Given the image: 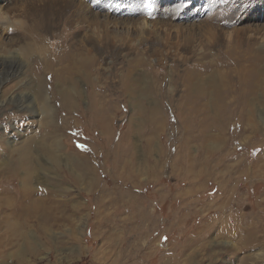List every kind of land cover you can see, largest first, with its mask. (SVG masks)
<instances>
[{"label":"rangeland","instance_id":"374dc122","mask_svg":"<svg viewBox=\"0 0 264 264\" xmlns=\"http://www.w3.org/2000/svg\"><path fill=\"white\" fill-rule=\"evenodd\" d=\"M49 1L0 0L12 29L38 39L0 31V53L32 58L0 76V202L31 141L29 190L51 209L30 229L37 248L0 246V264H263L264 243L241 234L211 229L185 249L208 217L264 241V0ZM70 55L71 83L50 92Z\"/></svg>","mask_w":264,"mask_h":264},{"label":"bare ground","instance_id":"6f19581e","mask_svg":"<svg viewBox=\"0 0 264 264\" xmlns=\"http://www.w3.org/2000/svg\"><path fill=\"white\" fill-rule=\"evenodd\" d=\"M49 3L50 4H48V5H50L51 7H55V4L61 5L60 2H57V0H50ZM64 4H63V6L66 5V4L65 5ZM63 8H65V7H63ZM43 9H40L38 12L41 13V11H43ZM50 9L51 8H46L45 9L46 11L45 12L43 11L44 14L46 15V14L52 13L53 10H50ZM35 14H37V13L35 12ZM12 24H11V22L8 21V19L6 17H2V14L0 12V31H3L4 35H6V34L10 35L12 33H16V34L19 33L21 35L26 36V38L29 39L31 42L33 41V39L38 40L37 34H34L32 29H29L28 27H24V26L18 27L17 29H12V26H13ZM144 24H145V22H144ZM146 28H148V26H146ZM15 30H17V31L15 32ZM43 31H45V30H43ZM17 41H19V40H17ZM30 50H31V48L27 46L26 49H22L21 51L16 52V53L11 52L10 50H4L2 53H0V76L7 78L10 76L18 75V72L20 71V69H22L21 66L24 64V59H27V58L30 59V57H31L30 56L31 55ZM43 51H45V50L43 49ZM35 52H36V50H35ZM37 54H39V53H37ZM41 54H43V53H41ZM47 55H49V52L47 53ZM43 56H44V54H43ZM74 57H75L74 55L68 56L70 64H68L66 67L61 69L62 71L57 70V74L55 75V79H54V84H53V87L51 88L50 92H57L58 90H56V88H58V87L62 88L65 85L68 86L69 82L71 83L70 73L73 70V67H71V66H74L75 61L76 62L78 61V58L77 57L74 58ZM39 61L44 63L46 65V67H48V69H51V66H53L55 64V61H51V60H49V58H45L43 61L42 60H39ZM79 62H81V61H78L77 63H79ZM29 63H31V62H29ZM40 65H41V63H40ZM32 71L34 73H36V83H34V85H32V87H31V84H32L31 82L24 84V85H22V88L24 90H26V89H29L31 87V93L34 92V94L37 95L38 101L42 102V105L44 104L45 108H47V104H46L47 99H46L45 94H44V88L46 86H45V83H44V80L42 77V71L39 68H37V65H35L33 67ZM61 72H62V74H61ZM64 74H67L68 77L64 76ZM49 90H50V88H49ZM60 102L62 105H67V108H70V106L74 105L72 95H70V93H68L66 91H63V94L61 95ZM51 122H52V120H51ZM54 132H57V131H54ZM32 147H33V143L31 141H28L20 149V156L23 159V165L25 166L24 168H22L25 171V173H24L25 176L23 178H20L18 190L17 191L5 190L6 193H10V192L14 193L13 197L12 198L10 197L7 199L4 198L3 204L0 202L3 205L2 211L4 212L3 218L0 217V233H1L0 246L3 247L4 249L5 248L13 249L14 247H16L17 248L16 251H18L22 256L25 255L26 252L33 251L38 246L35 242L28 240V238L30 236V229L33 226H36L37 231H44V227H45L44 224L51 214V209L46 204L45 199H41V198L40 199L39 198L34 199V198H32L34 191L29 190L28 185H29V181L31 178V174L28 173V168H30V166H29V163L31 161L30 151H31ZM20 172H21V170L19 169V173ZM82 180H86L85 170L82 171ZM15 193H17V194L15 195ZM186 206L189 208L190 212L192 211L191 208H193V206H195V210L197 209L196 210L197 212H200L201 210H203L207 207V205L206 206H204L202 204L199 205L196 202L188 203ZM208 208H210V207H208ZM189 218H191V215H189ZM209 218L210 217H208V219ZM208 219H206L204 222L200 221V223L196 225L194 231L192 232V236L194 237V240L193 241L191 240L186 245L185 251L189 248V246H191V244H195V243L199 242L201 239H203L205 236H207L209 234V232L211 231V229L215 230L218 233V235L224 236V237L228 236V235L232 236V235H240L241 234V236L243 237V243L242 244L244 247L246 245L250 246L252 244L251 242H253V243L259 242L261 244L264 243V241L260 242V240L257 238L254 239L255 234H253L252 231H250L248 229H244V231L241 230L240 226H238L239 222L236 223L235 220H229L228 221V219H227L226 221H223V222L221 221L220 223L215 222V223H213L214 225L209 224V226H208V225H206V222L210 221V219L209 220ZM146 228H148V226ZM141 230H142L141 232L144 231L143 228ZM185 251H183V252H185ZM1 252H3V251L0 250V255L2 254ZM180 254H183V253H180ZM180 254H178L175 261H177V259L180 257Z\"/></svg>","mask_w":264,"mask_h":264},{"label":"crops","instance_id":"0c3cea01","mask_svg":"<svg viewBox=\"0 0 264 264\" xmlns=\"http://www.w3.org/2000/svg\"><path fill=\"white\" fill-rule=\"evenodd\" d=\"M115 264H119V263H115Z\"/></svg>","mask_w":264,"mask_h":264},{"label":"water","instance_id":"95a60500","mask_svg":"<svg viewBox=\"0 0 264 264\" xmlns=\"http://www.w3.org/2000/svg\"><path fill=\"white\" fill-rule=\"evenodd\" d=\"M264 264V263H263Z\"/></svg>","mask_w":264,"mask_h":264}]
</instances>
